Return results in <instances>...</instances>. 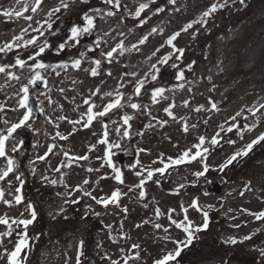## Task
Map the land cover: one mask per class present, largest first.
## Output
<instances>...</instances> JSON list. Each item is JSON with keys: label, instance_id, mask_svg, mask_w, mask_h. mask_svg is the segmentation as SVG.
<instances>
[{"label": "rangeland", "instance_id": "374dc122", "mask_svg": "<svg viewBox=\"0 0 264 264\" xmlns=\"http://www.w3.org/2000/svg\"><path fill=\"white\" fill-rule=\"evenodd\" d=\"M166 1L153 0L149 8L141 14L142 17L147 18V22L141 26L139 24L140 18L135 17L132 13L135 12L140 3L149 2V0H121L122 7L115 9V16L104 17L102 19L97 18V28L93 32L82 36L79 44L74 47L69 46L65 50L57 52L56 48L58 44L69 34L68 29L73 24L82 23L81 15L83 12L94 7L105 9L106 11L107 8L112 6H106L103 0H87V3H80L77 0L69 11L62 12L60 18L54 24V28L60 29L59 34L50 36L45 32V37H42L41 41L47 38L52 47L46 50L38 59H41L46 64H58L78 57L81 52H86V58L83 61L81 69L72 68L69 64L70 67L60 70L59 75H51L52 69H48L43 71L46 83L44 82L41 87L29 85L30 94L36 96L40 107L44 110L40 118L31 116L30 122L32 125L37 123L38 131L31 136L27 131L28 128L22 127L15 134L16 139L9 142V148L11 147V143L22 140L23 144L19 146V150L21 153L26 149L30 151V157L27 162L29 165L30 161H39L36 160V157L43 155L48 145H56L54 153H51L44 160V164L38 173V181L44 180L42 177H47V181L57 179L59 182L62 177L64 183L59 182L54 187L52 197L46 199L41 197V199L44 200V205L49 207H46L48 208V216L59 215L60 213L57 214L59 209L61 207L66 209L69 204H65V200L72 199L75 194L82 196L85 210L89 211L90 214H100V220L106 227V231L94 232L91 248L95 257L101 259V264H110L107 257L120 260L121 264H123L125 255H133L137 251L140 254L139 260H130L129 264H153V261L165 252L174 250L176 247L174 241L183 240L185 234L182 230L175 227L169 228L167 233L164 232L163 228H154V223H160L164 228H168L171 223L166 214L157 217L155 210L159 209L162 213H167L169 209L175 208L177 211L173 214L174 218H182L180 205L184 204L187 206L193 197H199L200 206L209 211L211 223H214H209L208 229L218 230V236L223 242L232 236L242 239L246 235L255 233L251 240H246L242 243L251 250L248 253V257L238 258L239 262L232 263L255 264L253 255L257 256L260 253L259 250L264 249V220L254 221L255 218L243 210L248 209L250 212H258L264 209V167L260 166V163L253 160L247 161L243 166H237L238 169L244 168L245 174L255 176L251 182V190H245L244 185H242L243 181L241 182L240 178H237L232 183L223 185L221 172L215 170H210L206 174L207 181L209 182H206L205 178L201 177L194 184L192 182L197 178L193 176V173L200 170L202 166L197 162H191L168 169L162 177L157 174L156 176L161 177L159 179L160 183L154 182L156 177H154L153 181H147L144 188L146 196L143 198L139 196L140 190L133 187L139 183V178L135 175V170L128 166L139 160L140 164L137 165V168L141 172L146 167H160L159 163L153 164V161L161 153L165 157H177L184 149L192 147L201 135L210 139L220 130V126L226 127L231 123L230 117L234 116L236 112L256 106L261 102L264 99V90L247 94L236 103L223 105L218 111L210 110L209 99L196 92L192 96V100H187L183 96L174 99L172 103L175 104L173 108L175 118L168 116L164 111V108L169 105L166 102L167 100H160L159 103L150 105L148 108H143L142 111L131 109L127 102H122L124 104L123 107L111 110L108 116L102 120H94L88 128L82 126L84 120H86V116L84 120H81L80 124L73 125L69 123V121L81 119V114L85 113L87 108L83 101L85 98L91 96L96 88H99L100 92L92 96V101L96 105L94 111L100 110L110 99H113L117 91H122L126 97L132 98L134 96L132 95L133 86L126 81L144 78L157 58L171 50L168 46H165L157 53V56L151 57L149 60L148 57L151 56L154 49L164 43L168 35L179 30L189 21L199 18L203 11L212 3L217 2V0H191L192 3L189 6H180L177 3L175 8L180 9L178 12L173 11V8H169L168 13L154 14V10L165 4ZM27 2L31 4L32 0H27ZM58 3L59 0H45L38 13L31 14V12H26L25 15L34 16V20L31 22L32 27H36V21L46 19V13ZM229 3H231V0H229L227 7L221 9L223 22L213 27L230 30L239 18H246V14L241 13L244 10L240 4L229 5ZM263 6L264 4L261 7ZM0 7L23 8V3L17 5L15 0H0ZM185 11L187 12L183 14ZM28 24L29 22L24 19L17 22L0 15V47L12 41L14 36L20 34L21 29L28 27ZM153 26L163 27V34H153L150 40L139 46V51L131 53L126 58V61L121 59V62L125 61L124 66L111 64L112 66L110 65L108 68L100 69L99 75L95 77L85 71V69L90 67L92 59L101 58L100 53L109 50L118 40L122 39L126 46L131 45V43L135 44ZM196 26L198 25H194V28L189 30V34H182L176 42L178 47L185 49V52L191 49V47H188L190 43L191 45H196L203 37L210 36H204L197 31L195 37H193L191 33L197 29ZM118 32H123L124 36L118 37ZM202 32L204 31L202 30ZM104 33L109 34L105 36ZM32 35H37V33L29 30L25 34L24 39H28ZM98 37H102L106 43H102L99 48H96L93 42ZM113 37H116V39H113ZM216 39L219 38L216 37ZM229 44L231 46L230 42L227 44L224 41L217 40L214 49L205 57H208L207 60L211 61H216L215 57L217 59L224 58L230 52L229 49L231 47ZM89 47L93 50L87 51ZM29 54H34V50L31 47L24 49L14 48L11 52L0 53V64H13L17 56L22 57ZM24 59L27 60V57H24ZM28 63L31 64L32 61H28ZM178 64L181 66L180 63ZM158 67L160 68V72L156 81L161 86L164 85L162 82L166 81L169 85H173L175 79L174 74L170 71L172 68L171 62L167 65H158ZM7 71L15 72L20 79H10L6 75ZM109 71L112 73L111 76L107 74ZM126 72H134L136 76H129L122 80L121 77ZM193 73L194 70L189 71L186 69V78L191 77ZM32 75L33 73L28 68L20 69L19 66L6 69L5 73H0V106H3L2 110H0V112L2 111L0 118L9 120L10 124L17 122L23 115L24 110L20 109L17 103L20 98L17 93L23 84L28 83ZM152 81L150 77L147 78L145 87L141 91L142 99H147L144 95H147L148 90L152 87ZM120 83H125V87L118 88V84ZM212 83L215 84V81ZM108 92L113 93V96L108 97L104 95V93ZM211 95L217 99L216 101L219 105L220 94L217 92L214 95L211 93ZM184 100L189 102V106H184ZM200 105H204L205 107L201 111H196L195 109ZM125 113L133 116V120L130 121L131 129H129L131 138L122 137L115 131L117 127H121L122 129L126 127L123 125L121 119ZM60 116H66L68 119H57ZM49 118L55 123H49ZM206 120L208 121L207 124H205ZM162 121H167V123L161 125ZM105 123L107 124L110 143L119 145V147L111 149V158L115 167L123 171L124 184H120L114 179L115 173L112 167L107 165L106 159H98V157H105L108 149L107 145L98 143V140L103 138L104 129L102 124ZM185 123L188 126L187 132L184 131ZM56 124L59 125V128L55 126ZM149 124L152 126L148 127ZM193 125L195 127H192ZM263 130L264 125L253 131L243 140L239 137L234 138L233 140L237 141L235 145L227 143L226 146L211 149L208 154L207 163L213 167L219 165L233 152L250 142L260 132H263ZM56 131L64 135L71 133V135H68L67 140H61L59 137L53 139ZM137 133H140V135ZM91 145H95L96 147L89 151ZM132 145L137 149L136 157L133 160H123V162H120L118 153ZM141 148L147 151L140 152L139 149ZM64 152H68L69 156L65 157L63 155ZM78 156H87V160L77 161L75 158ZM62 161L65 164L70 163V166L62 167L60 173L53 171ZM5 164V160L0 159V168L5 167ZM89 168L99 169V171L89 172ZM84 180H89L90 183L84 185ZM77 184H80L85 191H92L93 195L97 197L109 195L116 188H120L121 192L126 195L120 197L119 206L109 205L105 208L102 205L96 204L90 197L84 196L83 192L73 191L72 195L69 196V188L66 185L74 188ZM181 184L184 185V188L180 192L177 193L176 190H173L174 188H179ZM197 184L202 188H205V186L215 187V190L213 193L205 195L204 190L193 189V185ZM0 188L5 190L6 199L14 201V195L19 194L23 196L22 191L15 193L14 188L7 189L3 185ZM129 188H132V190L129 191ZM241 192H244V194L241 195ZM86 205H91V209H86ZM208 205H213V207L208 209ZM24 206V202L19 205L15 204L14 206L0 204V217H20L24 212ZM123 208H127V211H123ZM189 217L196 224L202 221L201 213L192 209H189ZM144 221L150 222L144 223ZM236 224H239L240 227H233ZM108 225H111V228H108ZM137 225L140 226L137 227ZM5 230L6 226L0 225V232ZM84 235L85 233H82L81 236ZM166 236L169 238L163 239ZM2 239L3 245L0 247V251H2V248L11 250L16 242V240L10 237ZM78 241V237H71L66 242H55L44 247L40 252L38 264H66V262L67 264H75ZM133 244H138L140 246L139 249H132L131 245ZM121 249L124 251H121ZM216 262V259H213L195 264H216ZM0 264H6V260L0 259Z\"/></svg>", "mask_w": 264, "mask_h": 264}, {"label": "snow or ice", "instance_id": "6c2138e0", "mask_svg": "<svg viewBox=\"0 0 264 264\" xmlns=\"http://www.w3.org/2000/svg\"><path fill=\"white\" fill-rule=\"evenodd\" d=\"M16 4L19 5L23 3V8H13V7H7L2 8L0 7V15H2L4 18L7 19H20L23 18L24 20L28 21V27L21 29V32L19 35H16L13 37L12 41L5 43L2 47H0V53L5 52H11L14 48H29L31 47L34 50V54H29L27 56V60L24 58H21L19 56L16 57L15 62L13 64H0V73H5L6 69H12L19 66L20 69L28 68L33 75L29 79L28 83H25L21 86L19 92L17 95L20 97L18 100V106L20 109H23V115L21 118L17 120V122L11 123L9 120L0 118V158H4L6 164L5 167L0 168V181H5L9 188L12 189L14 186L12 185V179H15L19 183V187H14L15 193H20L21 188L24 184L23 180V174H17V163L16 158L11 155V153H17L19 150V146L23 144V141L20 140L16 143H11V147L9 150V142L14 141L16 139L15 134L19 129L22 127L33 129V125L30 122L31 116H32V107L29 104L30 99V88L29 85H36L37 82H46V78L43 75V71H46L48 69H52L56 75H59V71L62 69H67L69 67V64L72 68L75 69H81L84 59L86 58V52H81L78 57L71 59L70 61L61 62L58 64H46L41 59H38L42 56L43 53H45L46 50L51 49L52 45L50 41L45 38L41 41L42 37H45V32H47L50 36H56L59 34L60 29L54 28V24L56 23V20L60 18V14L62 12H67L71 9L72 5L77 2V0H59V3L51 8L46 13V19L43 21H36V27H32V21L34 20L33 15H25L26 12H31L33 14L38 13L45 0H32L31 4L27 2V0H15ZM80 3H87V0H79ZM104 4L106 6L111 5L112 7L105 9H101L98 7H94L89 9L86 12H83L81 15V21L80 24H73L68 29V35L67 37L58 44L56 50L57 52L65 50L69 46H75L80 43V38L84 36L85 34H89L93 32L95 28H97V18H104V17H111L116 15L115 9H119L122 7L121 0H103ZM153 2V0H149V2L140 3L139 6L135 9V12L132 13L135 17L140 18L139 24L142 26L147 22L146 17H142V13L145 12L146 9L149 8L150 3ZM229 0H217V2L212 3L205 11H203L199 18L194 19L183 25L179 30L173 32L172 34L168 35L164 43L160 44L159 47L155 48L154 51L151 53V56L148 57L150 60L151 57L157 56V53L161 51L165 46H168L171 50L167 53H165L163 56H160L157 58L156 62L153 63L149 69V71L145 74L144 78H137L135 81L127 80V83L132 84L133 86V93L132 95L140 96L142 89L145 87V82L147 78H151V80L156 81L158 79V73L160 72V68L158 65H167L171 62V67L175 69V75L174 79L176 81H185V70L183 67H180L176 61H180L183 58V54L185 52L184 48L177 46L178 38L181 37L182 34L189 33V30H192L194 28V25H199L200 27H204L207 24L208 18L215 13L218 9L225 8L228 6ZM232 4H236L237 2L240 5L245 4V0H231ZM167 4L171 6H175L177 4V0H167ZM165 9L163 7H157L154 10V14H158L161 12H164ZM173 11H180L179 8H173ZM31 30L34 33H37V35H32L28 39H24V36L26 33ZM199 31V29H196L192 31L191 35L195 37L196 32ZM164 28L163 27H156L153 26L150 31L147 34L142 35L138 39L137 44H133L131 46L132 50L139 51L138 45L145 44L149 38L155 34L160 33L163 34ZM109 33H104L105 36H107ZM118 37H123V32L117 33ZM113 39H116V37H113ZM94 45L96 48H99L102 43H106V41L103 40L102 37H98L94 42ZM93 49L91 47L88 48L87 51H92ZM130 49L125 45L124 41L118 40V42L115 43L114 46H111L109 50L101 52L100 57L101 58H94L91 61V65L88 69H85V71L89 72L91 76L95 77L99 75V70L101 67V64L103 60H107L108 63H112L115 56L123 55L125 52L129 51ZM28 61H32L31 64L28 63ZM195 64V61L187 64L185 67L192 71L194 70L193 65ZM222 71L223 69L220 68ZM109 76L112 75L111 71L107 73ZM6 75L10 79L19 80L20 77L16 75L15 72L7 71ZM135 77L136 73H124V76L121 77L122 80H124L126 77ZM209 81H211L212 77L209 75L207 77ZM125 83L118 84V88H124ZM174 87L176 88H183L184 84L179 83L176 84ZM212 89H215V85H212ZM169 89H166L164 86H157L152 88L151 90V100L153 103H159L160 100H168L169 97L165 96V92ZM63 91V89H61ZM100 92L99 88H96L95 91L92 92L91 96L84 99L83 103L87 106L86 112L81 114V119L75 120V121H69V123L76 125L80 124L81 120H84V117L86 116V120H84L83 127L88 128L92 125L94 120H102L113 109H119L124 106L122 102H127L128 106L131 109H137L141 110L146 107L139 103L133 102L131 100V97H126L125 93L122 91H117L115 93V97L113 99H110L109 102L104 105L100 110L94 111L96 108L95 103L92 101V96L97 95ZM105 96L112 97L113 93L108 92L104 93ZM50 100V98H48ZM183 104L185 107L189 106V102L187 100L183 101ZM175 107L174 103H169L168 107L164 108V111L167 113L168 116L175 118L173 113V108ZM205 106L200 105L195 110L201 111ZM3 106H0V110H2ZM15 110V109H14ZM43 112V108L40 109ZM210 110H218V106L215 103V101H210ZM247 111L249 115L253 117L252 123H245L241 125L238 122V117H241L244 112ZM264 103L259 104L258 106H252L248 107L246 109H241L240 111L236 112L234 116L230 117L231 123L228 124L227 127L220 126V130L216 132L210 139L206 138L205 136L201 135L198 138V141L192 145V147L184 149L177 157H171L167 156L165 157L163 153H161L156 160L153 161V164L159 163L160 167H150V168H144V171L141 172L137 165L140 164V161L137 160L134 164L129 165L128 167L135 170V175L139 178V183L134 185L133 187L138 188L139 196L141 198L146 196V191L144 190L145 184L147 181H153L154 177L159 174V176H164L168 169L179 166L186 163L191 162H197L201 164V169L198 171H195L193 173V176L197 179L194 180L192 183H196L199 178L204 177L206 182L207 176L206 174L210 170H215L223 173L225 169H227L229 166H231L235 161L238 160V158L247 156L254 148L255 145L260 144L264 142V132H260L254 139H252L250 142L246 143L243 147L237 149L235 152H233L230 156H228L222 163L216 166H211L207 163L208 154L210 153L211 149H214L216 146L220 144V141L223 139L222 133L224 132H233L235 130L238 137L242 140L244 138V134L247 132H252L253 129L257 127L259 123L264 121ZM57 119L59 120H67L68 118L66 116H60ZM123 125L126 127H117L115 129L116 133L121 135L122 137H128L131 138V132L129 129H131V123L130 121L133 120V116L125 113L122 116ZM247 119V117H245ZM207 120L205 121V124H207ZM49 123H55L54 121L49 118ZM115 123V122H113ZM167 123V121H162L161 125ZM227 123V122H226ZM10 124V126H9ZM57 128H59V125H55ZM152 125L149 124L148 127H151ZM102 127L104 129L103 138L98 140L99 144H104L108 146V149L106 151L105 157H98V159H106L107 165L112 167L113 172L115 173L114 179L119 182L120 184H124V174L123 171L115 167L112 161V148L119 147V145L110 143L109 132L107 130V124H102ZM192 127H195L193 125ZM34 131H38V129H33ZM75 131V129H74ZM184 131H188V126L185 123L184 125ZM140 135V133H137ZM68 135H71L69 133ZM68 135H64L59 131L55 132V136L59 137L61 140H67ZM229 145H235L237 143L236 140L228 139L226 141ZM96 146L91 145L89 147V151L94 149ZM56 149L55 144H50L47 146L46 151L43 155H38L36 157V160L44 161L46 158L49 157L51 153H54ZM140 152L147 151L146 149H139ZM63 155L65 157L69 156L68 152H64ZM78 160H87V156H78L75 158ZM34 163V161H30V164ZM64 166H70L69 164H65L63 161L60 165H58L56 168L53 169V171L60 173L62 170V167ZM103 166V165H102ZM89 172L93 171H99V169H93L89 168ZM11 174V176H10ZM42 179L47 180V177H42ZM51 184H56L58 181L53 179L51 181H48ZM60 183H64L63 178L61 177L59 180ZM154 182L160 183L159 179H156ZM90 183L89 180H84L83 184L88 185ZM69 188V196L72 195V192H83L84 196L90 197L93 201L96 202V204L102 205L105 208H107L109 205H116L119 206V200L122 195H126L125 193H122L120 188L114 189L109 195H104L97 197L93 195L92 191L88 190L85 191L80 184H77L74 188L71 186H67ZM184 185H179V189H183ZM245 190H251V182L249 181L247 184L244 185ZM132 188H129V191H131ZM178 193V190H177ZM207 195L208 193H204ZM241 195L244 194V192L240 193ZM0 201H3L4 204H7L11 206L13 202L15 204L19 205L23 202V196L16 194L14 195V201L9 200L5 198V190L3 188H0ZM76 204L79 203L78 199H70L65 200V204ZM147 207V205H145ZM213 205H208L207 208L211 209ZM86 209H91V205H86ZM189 209H192L198 213H201L202 215V221L199 224H196L193 220L189 217ZM64 208L61 207L59 209V213L64 212ZM25 211L28 212L29 218H9V217H0V225L6 226V230L3 232H0V247L3 245V239L13 236L14 231L16 232V235L19 237L18 241L14 243V246L11 250L8 248H2V251H0V259H5L6 264H26L27 261V255H22V252L29 250L30 240L39 239V235H36L35 237H30L28 234V226L32 225L34 221L37 219V210L35 206L28 202L25 207ZM123 211H127V208H123ZM176 209L172 208L169 209L167 213H162L159 209L155 210V215L159 217L160 215H167L168 220L171 222L168 228H164V226L160 223H154V228L156 229H162L164 232H168L169 228L175 227L176 229L182 230V232L185 234L183 240H177L174 241L176 244V247L172 251L165 252L162 256L155 259L153 261V264H173L177 260V258L180 256L181 252L192 245L193 241L198 238L199 233L202 231H205L209 227L210 223V216L209 211L205 210L200 206L199 203V197H193L191 202L185 206L184 204L180 205V212L182 214V218H174L173 214L176 213ZM244 212H247L248 214L252 215L256 220H264V210H260L258 212H250L248 209H244ZM87 211L85 212V215H87ZM95 215L99 216V213H94ZM21 217H23V213L21 214ZM150 221H144V223H149ZM13 225H15V229L13 228ZM140 225H137L139 227ZM108 228H111V225L107 226ZM233 227L239 228L240 225L236 224L233 225ZM18 229L19 231H16ZM259 231V230H257ZM246 235L242 239L237 238L235 236L227 238L224 243L226 244H237V243H243L246 240H251L252 236L254 235ZM169 237H163V239H168ZM84 247L85 242L81 239L78 241L76 246V262L75 264H83V257L85 255L84 253ZM99 247V245H98ZM132 249H139L138 244L131 245ZM121 251H124L121 249ZM260 256L262 259H264V249H260ZM110 261V264H121L120 260L112 259L111 257H107ZM140 254L139 252H135L133 255H125L123 264H129L130 260H139ZM67 264V262H66Z\"/></svg>", "mask_w": 264, "mask_h": 264}, {"label": "trees", "instance_id": "16d2710c", "mask_svg": "<svg viewBox=\"0 0 264 264\" xmlns=\"http://www.w3.org/2000/svg\"><path fill=\"white\" fill-rule=\"evenodd\" d=\"M250 5L247 9H243L246 14L245 19H238L234 25H239L243 27L244 25H249L250 30L254 32L257 28L258 31L254 32V35L251 39H254V41H257V32L261 30L260 39L264 38V8H260L262 6V3L264 0H250ZM242 27H238L239 29ZM244 28V27H243ZM259 37V36H258ZM241 38L240 35H237V39ZM259 39V38H258ZM246 39L242 41L236 42V45H234L232 48L234 49L237 47V45L242 44L245 42ZM249 41V40H248ZM256 42H251L250 46H254ZM264 44V43H263ZM249 48L242 47L240 51L234 53V57L232 62L235 63V65H239L241 69H243V64L245 66V63H243V59L245 56L243 55ZM264 49V46H263ZM264 55V50H263ZM231 57V56H230ZM245 123H251L248 121H245ZM258 155V154H257ZM36 169H34V166L31 170L27 172V181H31V176L34 174ZM45 193L46 190H43ZM39 191H37L36 195H39ZM40 197V196H39ZM45 197V196H42ZM33 198H36L33 196ZM35 204L37 207V210L39 211V215L37 216V219L34 221L32 225L28 226V234L30 237H33V233L37 232L40 233L39 239L43 241L44 243L47 241V238L50 234H54L53 232H58L60 235L62 233H66L68 230L76 226L75 222L77 221V214L78 209L77 206H72L71 210L72 213L69 214H62L61 216L57 218L48 219L45 215V206H43V202L35 199ZM48 229H50V232H48ZM57 233V234H58ZM215 235H211L209 233L200 234L198 235V238L195 239L189 247H187L183 254H184V261L188 262L191 260L190 258L199 256L200 252H204L203 255H205L203 258L206 257H213V256H224L225 259H228V257H233L234 254H240V252L233 253L229 249V245L223 244L219 238ZM35 240V239H32ZM31 247L29 250H27V263L26 264H35V253H36V246L34 247L33 244H30ZM231 251V254L229 252ZM243 251H241L242 253ZM182 254V255H183Z\"/></svg>", "mask_w": 264, "mask_h": 264}, {"label": "water", "instance_id": "95a60500", "mask_svg": "<svg viewBox=\"0 0 264 264\" xmlns=\"http://www.w3.org/2000/svg\"><path fill=\"white\" fill-rule=\"evenodd\" d=\"M129 151H130L129 156H130V157H133V156H134V152H133V150L130 149ZM89 264H94L92 259H90Z\"/></svg>", "mask_w": 264, "mask_h": 264}]
</instances>
